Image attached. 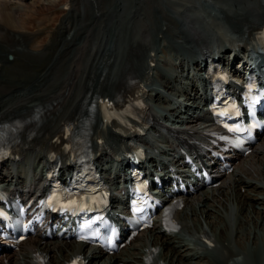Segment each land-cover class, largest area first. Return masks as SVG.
Masks as SVG:
<instances>
[{"label":"bare ground","instance_id":"6f19581e","mask_svg":"<svg viewBox=\"0 0 264 264\" xmlns=\"http://www.w3.org/2000/svg\"><path fill=\"white\" fill-rule=\"evenodd\" d=\"M29 1L0 0V145L16 128L10 141L15 151L0 169V187L21 196L41 192L55 157L63 161L62 171L71 169L64 134L75 120L108 182L127 176L122 156L134 142H154L150 167L165 180L170 163L187 170L178 143L200 145L195 138L212 125L207 85L195 74L201 57L219 56L235 72L238 48L255 47L264 32V0H205L204 13L197 5L202 0H69L73 25L65 23L69 34L50 63L41 71L15 73L11 68L21 56L42 60L49 51H35L38 35L22 31L21 14ZM210 16L220 21L211 25ZM135 98L144 101L142 112L135 118L120 113ZM114 103L121 105L122 124L110 118ZM166 124L172 138L162 129ZM231 161L233 170L220 184L182 196L184 207L176 217L189 238L170 231L159 212L152 228L114 254L38 232L15 248L0 242V264H42L41 258L45 264H68L76 256L87 264H201L205 259L203 264H212L213 253L223 264H253L257 226L264 225V134L252 153ZM121 187L113 188L117 205L124 203Z\"/></svg>","mask_w":264,"mask_h":264},{"label":"rangeland","instance_id":"374dc122","mask_svg":"<svg viewBox=\"0 0 264 264\" xmlns=\"http://www.w3.org/2000/svg\"><path fill=\"white\" fill-rule=\"evenodd\" d=\"M83 1L80 0V4H82ZM204 2V3H203ZM69 3V0H30L27 2L25 6V11L22 12L21 17L25 19L24 26L26 29H23L22 31L27 34H37V40L34 42V50L35 51H41L45 47L49 48L48 53L44 56V58L41 59H31L30 57H23L18 59V61L15 62V65L11 68L14 69L15 73H20L23 71V69H28L30 71H41L43 68H45L48 63L52 60L53 56L56 53V50L59 48L58 46L61 45V42L63 40V36H68L69 33L66 32L63 27L65 26L66 22H69L71 24V28L73 25V21L70 20V16L73 13L72 10H70V6L66 5ZM88 4V3H87ZM112 4V3H111ZM207 1L202 0L197 3V5L200 7V11L204 13L203 9L207 6ZM89 5V4H88ZM113 5V4H112ZM28 11V12H27ZM90 11V9L87 10L86 14ZM30 12V13H29ZM207 20H209V23L211 25H215L214 22H219L220 20L217 18V16H210ZM211 20V22H210ZM73 31H71V34ZM110 38V37H109ZM36 53V52H35ZM13 55V54H11ZM10 54H7L6 58L10 59ZM14 57V55H13ZM11 60V59H10ZM21 66V67H20ZM13 72V71H11ZM23 74V73H21ZM20 75V74H19ZM31 77H29V80ZM242 193L246 194V188L242 189ZM249 192H247L248 194ZM258 206V205H257ZM259 207V206H258ZM251 218V217H250ZM218 220V218H213L212 221ZM253 222V221H252ZM193 223V222H192ZM254 224H252V228H254ZM257 230L258 233V247L257 252L255 251V258L253 260V264H264V225L260 227L258 224ZM178 233L177 236H181V238H189L190 234L185 231L176 232ZM182 233V234H181ZM185 233V235H184ZM240 239V238H239ZM138 243V242H136ZM212 264H223L220 262L219 258L213 253L211 256H209ZM207 261L205 259L202 262ZM201 262V264H203ZM231 262L230 264H232ZM122 264H128V263H122ZM158 264H163L162 262H159ZM189 264V263H185ZM194 264V263H193ZM252 264V263H251Z\"/></svg>","mask_w":264,"mask_h":264}]
</instances>
